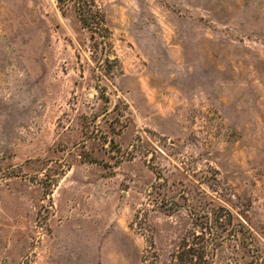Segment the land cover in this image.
I'll use <instances>...</instances> for the list:
<instances>
[{
  "label": "rangeland",
  "instance_id": "1",
  "mask_svg": "<svg viewBox=\"0 0 264 264\" xmlns=\"http://www.w3.org/2000/svg\"><path fill=\"white\" fill-rule=\"evenodd\" d=\"M95 2L108 70L73 6L0 0V264H171L211 202L264 255V0Z\"/></svg>",
  "mask_w": 264,
  "mask_h": 264
},
{
  "label": "trees",
  "instance_id": "2",
  "mask_svg": "<svg viewBox=\"0 0 264 264\" xmlns=\"http://www.w3.org/2000/svg\"><path fill=\"white\" fill-rule=\"evenodd\" d=\"M56 2L62 12L69 5L73 6L81 27L91 35L94 53L99 56L100 64L105 70L111 68L109 55L103 52L112 46L110 30L105 15L95 0ZM113 60L116 61L117 58ZM91 162L97 161L92 159ZM191 216L192 228L184 234L177 248L171 253V264H212L217 249L226 240L238 241L247 250L251 257L249 264H264V255L250 230L224 205L211 202L200 211H192Z\"/></svg>",
  "mask_w": 264,
  "mask_h": 264
}]
</instances>
